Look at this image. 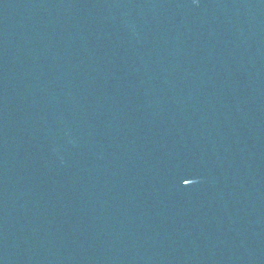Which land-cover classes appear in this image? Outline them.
<instances>
[{
    "label": "water",
    "instance_id": "1",
    "mask_svg": "<svg viewBox=\"0 0 264 264\" xmlns=\"http://www.w3.org/2000/svg\"><path fill=\"white\" fill-rule=\"evenodd\" d=\"M0 264H264V0H0Z\"/></svg>",
    "mask_w": 264,
    "mask_h": 264
},
{
    "label": "snow or ice",
    "instance_id": "2",
    "mask_svg": "<svg viewBox=\"0 0 264 264\" xmlns=\"http://www.w3.org/2000/svg\"><path fill=\"white\" fill-rule=\"evenodd\" d=\"M183 182L186 185V184H188L189 180L185 179Z\"/></svg>",
    "mask_w": 264,
    "mask_h": 264
}]
</instances>
